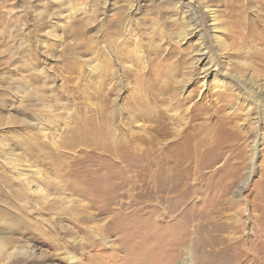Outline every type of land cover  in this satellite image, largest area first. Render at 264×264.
Returning a JSON list of instances; mask_svg holds the SVG:
<instances>
[{
	"label": "rangeland",
	"instance_id": "1",
	"mask_svg": "<svg viewBox=\"0 0 264 264\" xmlns=\"http://www.w3.org/2000/svg\"><path fill=\"white\" fill-rule=\"evenodd\" d=\"M254 92L264 0H0V264H264Z\"/></svg>",
	"mask_w": 264,
	"mask_h": 264
},
{
	"label": "bare ground",
	"instance_id": "2",
	"mask_svg": "<svg viewBox=\"0 0 264 264\" xmlns=\"http://www.w3.org/2000/svg\"><path fill=\"white\" fill-rule=\"evenodd\" d=\"M201 62H202V60H201ZM204 71H206L207 72V69L206 68H204ZM203 75H204V72H203ZM207 75V73L205 74V76ZM218 86H223V81L221 80L218 84H217ZM256 85H249L248 86V90L250 91V92H253V91H255L254 89H256ZM254 95H256V99H255V103H258V105L259 106H261L262 108V110H263V113H264V97H261V95L260 96H258L259 95V93H256L255 94V92H254ZM250 98V97H249ZM252 101H253V99H252ZM261 110V111H262Z\"/></svg>",
	"mask_w": 264,
	"mask_h": 264
}]
</instances>
